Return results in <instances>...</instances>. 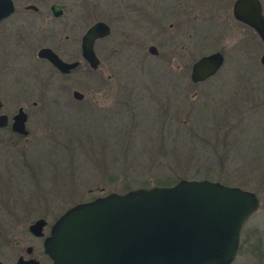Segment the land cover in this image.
<instances>
[{"label": "rangeland", "instance_id": "rangeland-1", "mask_svg": "<svg viewBox=\"0 0 264 264\" xmlns=\"http://www.w3.org/2000/svg\"><path fill=\"white\" fill-rule=\"evenodd\" d=\"M89 2L87 24L95 16ZM127 26L134 29L137 21ZM224 31L200 29L208 37L198 40V49ZM223 44L220 69L194 84L183 77L181 85H170L169 69L151 59L139 65L130 57L127 65L103 72L114 76L103 89L100 71L86 70L85 87L79 88L84 96L76 102L70 92L57 91L55 77L53 99L28 102L29 133L18 145L25 143L14 149L0 143V235L21 232L6 227L14 220L11 210L31 216L43 210H30L37 194L44 195L39 204L56 209L123 187L150 186L159 177L208 179L257 196L258 208L240 237L262 239L261 260L245 251L243 241L232 264H264V66L258 64L264 45L237 33L225 36ZM17 70L5 77L13 94L34 81Z\"/></svg>", "mask_w": 264, "mask_h": 264}, {"label": "flooded vegetation", "instance_id": "flooded-vegetation-1", "mask_svg": "<svg viewBox=\"0 0 264 264\" xmlns=\"http://www.w3.org/2000/svg\"><path fill=\"white\" fill-rule=\"evenodd\" d=\"M9 1L12 5L11 12L3 17L0 15V143L13 149L22 146L25 142L18 145L19 138L25 139L29 133L25 125L30 113L25 112L28 102L36 105L37 101L53 99L55 77L57 91L70 92L71 99L76 102L82 101L84 96L79 88L85 87L82 80L86 70L100 71L98 85L103 89L114 79L112 72L104 77L103 72L113 70L114 66L127 65L130 57L139 65L151 59L160 68L169 69L174 76L165 82L170 85H181L180 79L183 77L186 78L185 84H194L198 82H192L189 78L193 63L202 55L218 52L222 55L221 67L223 53L227 51L223 39L230 33H237L239 39L251 35L259 45L263 44L251 27L233 17L234 0H215L214 4L204 1L198 3L196 0ZM87 1H90L95 11V16L88 20V24L85 17ZM258 1L264 18L261 2ZM2 9L4 5L0 4V12ZM130 20L137 21L136 28L129 29L130 25L128 27L127 24ZM94 22L105 24L108 30L92 41L91 49L96 59L92 67L82 53L81 44L83 34ZM207 27L226 31L219 37L215 34L210 46L199 50L198 40L208 37L206 33L201 34L199 31H207ZM206 51L208 52L202 53ZM54 56L66 65L72 64L71 67L60 70L50 59ZM259 58L258 64L262 65ZM15 68L19 69L17 73L22 76L34 79L30 85L32 88L22 87L17 94H13L12 89L6 87L5 77L16 74ZM73 91L79 92L81 96L75 98ZM19 108L24 114V135L12 130V122ZM104 194L91 196L87 200ZM43 196L35 195L34 202L37 204L33 207L31 205L30 210L36 207L43 210L35 211L32 216L26 215L25 210L10 211V218L14 220L6 227L13 230L19 228L21 232L14 233L9 238L8 230L1 233L0 263L15 264L21 260L29 264H51L44 252L43 242L56 219L67 208L79 202L55 209L47 203L39 204ZM37 220H41L42 224L36 233H32L28 227ZM243 241L248 245L245 251L251 253L257 261L261 260L262 239L245 237L242 240L239 234L235 256L229 264L235 260Z\"/></svg>", "mask_w": 264, "mask_h": 264}, {"label": "water", "instance_id": "water-1", "mask_svg": "<svg viewBox=\"0 0 264 264\" xmlns=\"http://www.w3.org/2000/svg\"><path fill=\"white\" fill-rule=\"evenodd\" d=\"M3 17L12 10L9 0ZM235 19L251 27L264 44V18L258 0H234ZM92 23L82 36V53L94 67L91 45L107 32ZM60 70L71 67L50 58ZM259 61L264 65V52ZM222 63L218 52L200 56L190 80L201 82ZM75 98L81 94L73 91ZM18 109L12 130L26 134ZM1 124V123H0ZM259 205L254 192L208 179L180 178L171 185L136 187L108 192L67 208L43 242L51 264H229L237 249L242 225ZM42 221L28 229L36 233ZM2 264V263H0ZM15 264H29L18 260Z\"/></svg>", "mask_w": 264, "mask_h": 264}, {"label": "trees", "instance_id": "trees-1", "mask_svg": "<svg viewBox=\"0 0 264 264\" xmlns=\"http://www.w3.org/2000/svg\"><path fill=\"white\" fill-rule=\"evenodd\" d=\"M177 180L178 179H174V178L168 179L167 177H159V178H155L154 179L153 185H171ZM144 186H147V185L144 184ZM129 189L130 188L123 187V189H121L120 191H117V192L121 193V192H125V191H127Z\"/></svg>", "mask_w": 264, "mask_h": 264}]
</instances>
